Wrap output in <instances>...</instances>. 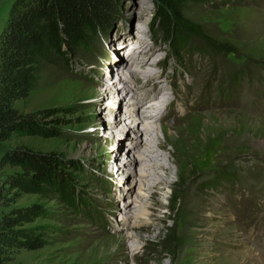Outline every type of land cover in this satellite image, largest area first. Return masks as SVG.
Instances as JSON below:
<instances>
[{"label": "rangeland", "instance_id": "rangeland-1", "mask_svg": "<svg viewBox=\"0 0 264 264\" xmlns=\"http://www.w3.org/2000/svg\"><path fill=\"white\" fill-rule=\"evenodd\" d=\"M14 2L0 0V33ZM158 3L117 0L111 31L92 51L78 54L72 69L47 65L30 94L15 102L22 113L65 108L59 115L66 123L62 137L14 135L8 145L57 151L84 167L73 171L79 192L73 203L58 195L21 199L48 207L49 217L35 220L46 226L48 243L22 250L15 264H264V0L189 1L178 21L188 31L180 47L158 31ZM134 42L155 48L137 60L143 71L135 74L136 87L119 68L132 74L142 67L124 59ZM120 80L138 95L147 89L152 99L167 90L170 101L162 118L170 123L160 136L172 161L163 179L173 185L143 190L150 212L137 228L125 208L139 193L142 170L139 164L124 170L120 162L127 145L145 142L129 124L131 103L115 99L123 117L115 113L107 87ZM147 101L135 105L139 115ZM111 128L120 131L116 138L106 135Z\"/></svg>", "mask_w": 264, "mask_h": 264}, {"label": "trees", "instance_id": "trees-1", "mask_svg": "<svg viewBox=\"0 0 264 264\" xmlns=\"http://www.w3.org/2000/svg\"><path fill=\"white\" fill-rule=\"evenodd\" d=\"M158 1V31L182 46L188 31L178 21L189 1L202 0ZM116 7L117 0H15L9 12L0 33V264H15L22 250L48 243L46 226L35 220L49 217V209L41 201L21 203L24 195L73 203L79 199L73 171L84 169L79 159L57 151L8 145L14 135L62 137L66 123L59 115L65 108L22 113L15 102L30 94L47 65L72 69L78 54L92 51L111 31Z\"/></svg>", "mask_w": 264, "mask_h": 264}, {"label": "bare ground", "instance_id": "bare-ground-1", "mask_svg": "<svg viewBox=\"0 0 264 264\" xmlns=\"http://www.w3.org/2000/svg\"><path fill=\"white\" fill-rule=\"evenodd\" d=\"M141 28H147L148 29V26H144V25L138 26V29L141 30ZM142 36H143L142 37L143 40L141 39V42L142 41L145 42L146 37L144 34ZM130 45H132V43ZM139 45H135L133 47L134 50H135V48H138V50H137V53L133 55L134 57H132V59H133L135 64H139L142 67H139V68L137 67L138 69L136 71H134L132 74L130 72V77H131V79H133L132 82L135 83L134 87H136V84L138 82L137 81L138 80L137 75H135V74L143 71V69H142L143 65L141 64L142 61L137 62V60L139 59V56H142L143 60H145L149 54H151L152 52L155 51V48L147 49V47H143L144 45H141V44H139ZM139 48H140V51H139ZM160 58H158V60H159V61L157 60L158 62H160ZM140 59H141V57H140ZM157 61H154V62H157ZM118 62L121 63V62H123V60L122 61L118 60ZM146 68L144 67V71L150 72L148 76L151 77L153 75V72L151 71L152 67H150L148 65V66H146ZM123 69H126L125 66H123ZM127 76H125L124 78H126ZM141 83L142 82L138 83V85H141ZM113 84L114 85L111 84L107 88L110 91H112L113 93H115V94H113V100H112V102H113L112 104H113L114 108H116L115 113L119 114V116L122 115L121 114V108L119 106L117 107V105L121 106V104L117 100H115V99H118L119 97L122 98L123 95H120V92H125V93H127V95L131 93L132 97H130V101H132V103H131L132 107H130L131 109L128 110L131 114L130 117L128 118L129 124L133 125L134 128L139 129L140 135L144 134L143 136H148L149 140L156 139L157 144H158V149L155 150V148H154L155 146H153L151 143L145 142L144 145H142V144L137 145L134 142H131V144L129 146L130 152H129L128 156L125 158V162H120L121 164H124V166L129 165L131 167H133V165H135V164H139L141 167V170H142L139 193L137 194V197L130 198L131 200L129 199L128 202L132 206L125 208V210H128V211L131 210L132 211V212L130 211V214L128 213V218H130L131 221L133 222L132 225L137 228L143 222L147 221V219H148L147 217H149V212H150V210L148 208L149 199L148 200L145 199L147 197V193L144 192L143 190L151 189L152 191H154L156 188L157 189L162 188V190H164V188L171 187L173 185V182H167L163 179L164 176H167V174L169 173V170H170L169 165L172 164V161L170 158L171 153H168L166 150H164L165 141L160 136L162 134L165 135V132H166L165 128L167 126H169V123H170V122H166V121L163 122V119H162L164 116L167 115L165 113L166 112L165 109L167 108L166 106L170 102L168 101V103L166 104V106H164V108L162 110H160V105H162V104L155 105L154 103H151L152 101H155L156 99L161 98V97L165 96L166 93H168V92L165 93V91H167V90H164V91H162L161 96L159 95L158 97L153 98V100H149L147 102L150 104V106H149L148 110L145 111V115H139L137 110L135 111V108H136L135 105L141 104L147 98L150 99L149 97L145 96L146 95L145 92L147 89L143 91L144 92L143 94L138 95V92L133 91V90H129L126 87H124L121 80L118 82L116 81ZM143 86H145V85H143ZM98 89H95V92H99ZM141 90H142V88H140V86H139L137 91H139V93H140ZM156 92H158V90ZM116 93H118V94H116ZM163 94H165V95H163ZM156 110H158V111L154 112ZM112 115H114V113ZM122 117H123V115H122ZM109 120L111 121V124H113V127H115L116 124H115V122L113 123V119L109 118ZM122 120L126 121L125 116ZM140 126H142V128ZM122 127H124V125ZM110 130H114V129L111 128ZM110 132H113V131H110ZM136 132H138V131L136 130ZM117 135L118 134L115 132V134L112 135V138H116ZM141 143H143V140H141ZM126 149H128V148L125 147L124 150H126ZM135 150L138 151L139 153L137 155L134 154L133 158L129 157L130 153L134 152ZM114 163H117V162L115 161ZM127 168H128L127 166L124 167V170ZM128 169H131V168H128ZM149 172H151V173L155 172L156 175L154 177H152V176H150L151 173H149ZM144 182H145V184H148V183H153V184L150 188H143ZM162 185L164 187H162ZM137 207H139V209H136ZM134 209H136V210H134ZM129 220H127V219L125 220V223H128V226H126L127 228H129V225H130ZM124 227H125V225H124ZM137 248H138V244H134L133 249H137Z\"/></svg>", "mask_w": 264, "mask_h": 264}]
</instances>
